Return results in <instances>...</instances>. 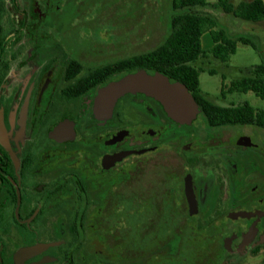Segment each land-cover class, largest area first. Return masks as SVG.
<instances>
[{
	"label": "flooded vegetation",
	"instance_id": "af4514ba",
	"mask_svg": "<svg viewBox=\"0 0 264 264\" xmlns=\"http://www.w3.org/2000/svg\"><path fill=\"white\" fill-rule=\"evenodd\" d=\"M75 11L82 0H0V264L264 254V126L200 105L177 122L143 92L97 117L98 89L145 68L131 57L146 51L131 38L86 49L64 27Z\"/></svg>",
	"mask_w": 264,
	"mask_h": 264
},
{
	"label": "trees",
	"instance_id": "16d2710c",
	"mask_svg": "<svg viewBox=\"0 0 264 264\" xmlns=\"http://www.w3.org/2000/svg\"><path fill=\"white\" fill-rule=\"evenodd\" d=\"M169 32L152 49L131 57L132 64L159 70L184 85L207 113L210 121L219 123H252L264 126V108L257 109L249 101L224 106L213 102L200 87L204 62L213 57L228 62L240 43L260 50L259 38L252 34L231 33L212 8L229 18L252 24L264 23V0H171ZM264 30V28H263ZM209 31L214 45L205 49L202 35ZM209 72L215 73L214 68ZM224 78V76H223ZM227 92L253 91L264 99V63L247 68L245 74L226 86ZM221 93L225 94V85Z\"/></svg>",
	"mask_w": 264,
	"mask_h": 264
},
{
	"label": "rangeland",
	"instance_id": "374dc122",
	"mask_svg": "<svg viewBox=\"0 0 264 264\" xmlns=\"http://www.w3.org/2000/svg\"><path fill=\"white\" fill-rule=\"evenodd\" d=\"M204 9L218 14L220 21L229 28L231 33L239 32L257 36L260 50L240 43L236 53L231 55L228 62H222L213 57L204 62H197V65L204 66V70L200 73L202 91L212 100L223 105L249 101L255 108H264V99L253 91L229 93L226 90V86L230 85L232 80L243 76L247 68L264 63V23L252 24L229 18L210 7ZM171 15V0H82V12L75 11L69 15L66 19L67 25L65 24L64 27L71 30L70 33L75 42H84L86 49L89 48V41L113 44L131 38L133 43L142 42L139 48L131 49V54H135V52L141 53L152 49L167 35ZM211 68H214L216 72H209ZM223 84L225 85L224 97L221 94ZM250 127L262 131L257 126ZM255 141L261 142L257 138ZM193 264H198L195 258H193ZM244 264H264V254L250 257Z\"/></svg>",
	"mask_w": 264,
	"mask_h": 264
},
{
	"label": "water",
	"instance_id": "95a60500",
	"mask_svg": "<svg viewBox=\"0 0 264 264\" xmlns=\"http://www.w3.org/2000/svg\"><path fill=\"white\" fill-rule=\"evenodd\" d=\"M128 92H143L155 98L167 115L177 122L189 124L200 111L196 99L179 81L159 70L141 68L98 89L93 104L95 115L99 118L110 116L117 100ZM239 214L249 216L247 212Z\"/></svg>",
	"mask_w": 264,
	"mask_h": 264
},
{
	"label": "crops",
	"instance_id": "0c3cea01",
	"mask_svg": "<svg viewBox=\"0 0 264 264\" xmlns=\"http://www.w3.org/2000/svg\"><path fill=\"white\" fill-rule=\"evenodd\" d=\"M201 41H202V46L205 49H209V48H211L214 45L212 36H211L209 31L205 32L202 35Z\"/></svg>",
	"mask_w": 264,
	"mask_h": 264
}]
</instances>
